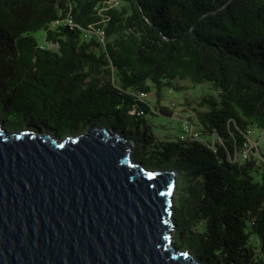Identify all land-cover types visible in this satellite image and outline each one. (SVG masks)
I'll return each instance as SVG.
<instances>
[{
	"label": "trees",
	"instance_id": "16d2710c",
	"mask_svg": "<svg viewBox=\"0 0 264 264\" xmlns=\"http://www.w3.org/2000/svg\"><path fill=\"white\" fill-rule=\"evenodd\" d=\"M104 1L0 0L3 125L14 117L56 139L91 127L122 134L134 159L178 172L177 247L196 264H264V0H118L99 11ZM89 25L103 41L84 37ZM179 80L217 92L185 100L201 139L181 125L160 138L151 116L172 110L139 97L153 91L159 103ZM250 127L261 146L242 159Z\"/></svg>",
	"mask_w": 264,
	"mask_h": 264
},
{
	"label": "water",
	"instance_id": "95a60500",
	"mask_svg": "<svg viewBox=\"0 0 264 264\" xmlns=\"http://www.w3.org/2000/svg\"><path fill=\"white\" fill-rule=\"evenodd\" d=\"M132 152L106 128L56 139L0 120V264H196L172 242L178 172Z\"/></svg>",
	"mask_w": 264,
	"mask_h": 264
},
{
	"label": "rangeland",
	"instance_id": "374dc122",
	"mask_svg": "<svg viewBox=\"0 0 264 264\" xmlns=\"http://www.w3.org/2000/svg\"><path fill=\"white\" fill-rule=\"evenodd\" d=\"M122 4V1H118L116 7H119ZM40 42H42L43 31L39 30L34 33ZM177 86L183 89H174L164 87L162 90V96L160 102L158 103L156 94L152 91L146 97L147 100L157 109L158 105L168 106L172 110V118L160 116L158 114L151 116L153 123L156 126V134L160 137H172L173 134H179V127L181 122L185 119H188L189 116H193V109L191 106L187 105L185 100L187 99L192 105L197 106L198 101L202 96L207 94L216 95L217 92L210 87L208 83H191L188 80H179ZM175 105H171V103ZM6 122L3 127L7 132H16L23 128L22 124L18 119L14 117L5 116ZM253 137L258 141L259 146H261V140L263 137L262 132L258 129H254ZM261 149V147H260ZM181 178V177H180ZM179 192L175 189L172 195L175 197L178 196ZM172 227V226H171ZM171 236L174 237V228H171ZM184 250L185 248H179Z\"/></svg>",
	"mask_w": 264,
	"mask_h": 264
},
{
	"label": "built area",
	"instance_id": "2783aa9c",
	"mask_svg": "<svg viewBox=\"0 0 264 264\" xmlns=\"http://www.w3.org/2000/svg\"><path fill=\"white\" fill-rule=\"evenodd\" d=\"M104 3L105 6L100 8L99 11L105 10L109 7L116 6L118 0H105ZM66 23H68L70 26L73 25V22L69 18L66 19ZM88 28L89 29H86L83 34L86 39H90L93 36H96L99 39V41H103L104 31L102 28L95 27V25H89ZM147 96H148L147 93L144 92L139 93L140 98H146ZM171 105H175V104L172 102ZM140 113L142 112L136 109L130 110V114H140ZM253 132L254 129L251 127L246 130V141L243 144V149L241 150L240 153L242 159L248 158L250 154L258 153L259 144L258 141L253 137L252 135ZM181 134L183 137H188L190 139H195V140L201 139L200 132L198 131L197 127L188 119H185L181 122Z\"/></svg>",
	"mask_w": 264,
	"mask_h": 264
}]
</instances>
